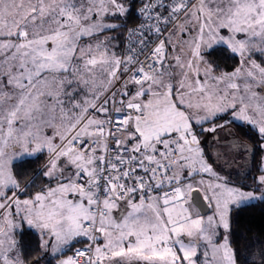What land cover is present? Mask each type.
Wrapping results in <instances>:
<instances>
[{
	"label": "snow or ice",
	"instance_id": "obj_1",
	"mask_svg": "<svg viewBox=\"0 0 264 264\" xmlns=\"http://www.w3.org/2000/svg\"><path fill=\"white\" fill-rule=\"evenodd\" d=\"M141 3L127 28L125 0H0V264H24L25 223L58 264H237L217 230L264 203V166L232 184L199 136L239 121L264 141V0ZM218 53L239 66L217 75Z\"/></svg>",
	"mask_w": 264,
	"mask_h": 264
},
{
	"label": "trees",
	"instance_id": "obj_2",
	"mask_svg": "<svg viewBox=\"0 0 264 264\" xmlns=\"http://www.w3.org/2000/svg\"><path fill=\"white\" fill-rule=\"evenodd\" d=\"M136 1L132 0L131 2L134 4L136 3L134 6L135 10L137 8ZM134 8H132L127 14L126 23L133 24L137 21L135 20L137 15L135 18ZM123 28L124 27H121L119 31L124 32ZM213 59L219 64V68L216 69V71L219 72H231L239 65L238 56H234L231 53H218ZM226 119L227 117H224V119L215 122H224ZM208 125L210 124H205L204 127ZM225 127H229L233 132L235 137L232 138H237L239 141L247 143L253 151L247 174L243 177H234L230 181L237 186L241 184H253L254 177H257L261 173L260 160L262 156V148L260 145L262 140L258 137L256 129L249 125L235 122L227 124ZM43 163V159L37 161L32 168L27 170L23 180L27 181L32 175L33 170ZM240 167L243 166L240 165ZM44 183L45 181L38 180L36 186L30 189V194H35L40 191V188L43 187ZM21 233H23V235H21ZM16 239L21 242V256L25 264H36L38 258H40L39 263L57 264L58 258L54 259L51 257L45 259V253L39 248V235L34 230L23 227L16 234ZM229 243L236 251L237 264H245L246 261H248V264H251L252 259L258 260V257H254L253 254L264 250V203L253 202L251 206L244 205L240 208H231Z\"/></svg>",
	"mask_w": 264,
	"mask_h": 264
},
{
	"label": "rangeland",
	"instance_id": "obj_3",
	"mask_svg": "<svg viewBox=\"0 0 264 264\" xmlns=\"http://www.w3.org/2000/svg\"><path fill=\"white\" fill-rule=\"evenodd\" d=\"M136 1V0H134ZM132 0H125V5L127 6L128 4H131ZM137 2V1H136ZM136 4V3H135ZM134 4V5H135ZM135 10V8H134ZM135 14V18H136V12L134 13ZM137 20V18L135 19ZM116 23H121V20H117L115 21ZM137 23V21L135 22ZM133 23V24H135ZM133 24H129L127 22V27L128 26H131ZM138 24V23H137ZM123 28V33H126L127 29ZM109 34H115V33H109ZM123 39V37H121ZM239 58V57H238ZM252 59L256 60L257 63H264V56H261L259 54L257 55H253L252 56ZM239 64H240V58H239ZM239 66V65H238ZM224 72V71H223ZM220 73L222 72H219V71H216V74L219 75ZM227 117V116H225ZM228 118V117H227ZM238 123H241L239 121H237ZM216 123V122H215ZM224 122L223 121H219L217 122V124H223ZM247 125V124H245ZM250 126V125H249ZM212 127V124L206 126L205 128H210ZM251 127V126H250ZM253 128V127H252ZM224 128H217V131L215 133H212V132H205L203 135H200L199 138L201 140V146L204 148L205 150V153H206V158L208 160V163L212 164L213 165V168L221 175V176H224L225 178H227L229 181L234 178V174H235V169H234V161L233 160H228L227 163H225V157L222 155V153H224L227 148H222L221 146L219 147L215 141H210V138L214 136V134H220L222 131H223ZM48 131V130H46ZM48 134H51L50 131H48ZM232 135L234 136L233 132H232ZM237 141L239 142V140L237 139ZM262 143H264V141H262ZM261 143V144H262ZM247 145V143H244ZM252 150V149H251ZM253 153V151H252ZM216 161V163H213V161ZM219 165V166H218ZM243 166V165H241ZM264 166V150H262V156H261V160H260V167ZM237 167H240V165H238ZM247 167V165H245L242 170H245ZM247 174V172L243 175L245 176ZM262 173H260L259 175H261ZM258 175V176H259ZM242 176V177H243ZM257 176V177H258ZM203 178L205 180H209L210 179V176L209 174H204ZM197 180L201 179L200 176H197L196 177ZM231 182V181H230ZM232 183V182H231ZM233 184V183H232ZM24 198V197H22ZM253 202H258V201H253ZM252 202V203H253ZM231 211V209H230ZM194 212H198L200 215L204 216L205 219H207L208 216H211V215H214V212H215V208H214V205L213 206H209V211L205 214L201 213L197 208L194 209ZM17 220H19V218H17ZM23 227H26V228H29L27 226V224L25 223L23 225ZM22 227V228H23ZM20 228V229H22ZM20 229H17V233ZM34 230V229H32ZM36 232V230H34ZM218 240L219 242H223L224 238L227 237V240L229 241L230 239V212H229V229L225 230L223 229L222 227H220L218 230ZM37 233V232H36ZM39 235V234H38ZM40 238V237H39ZM67 251V250H66ZM68 255V253L66 254ZM52 256L51 255H48L47 253H45V259L47 258H51ZM64 258L63 256L61 257H58V259H62ZM58 259H57V264H58ZM25 264V263H24ZM39 264H43L42 262L39 263ZM198 264H199V261H198Z\"/></svg>",
	"mask_w": 264,
	"mask_h": 264
},
{
	"label": "flooded vegetation",
	"instance_id": "obj_4",
	"mask_svg": "<svg viewBox=\"0 0 264 264\" xmlns=\"http://www.w3.org/2000/svg\"><path fill=\"white\" fill-rule=\"evenodd\" d=\"M233 139L234 138H232L226 130H223L220 134H214V136L210 138V141H215L219 147L226 148L227 145L238 143L237 140L232 142Z\"/></svg>",
	"mask_w": 264,
	"mask_h": 264
},
{
	"label": "crops",
	"instance_id": "obj_5",
	"mask_svg": "<svg viewBox=\"0 0 264 264\" xmlns=\"http://www.w3.org/2000/svg\"><path fill=\"white\" fill-rule=\"evenodd\" d=\"M222 72V71H221ZM248 148L250 149V151L247 154V159L245 160H236L234 161V169H235V176L234 177H239V176H243L246 172H248L249 167H250V162H251V158H252V150L250 148L249 145H247ZM238 165H243V167L245 165H247L245 170H242L243 167H237Z\"/></svg>",
	"mask_w": 264,
	"mask_h": 264
},
{
	"label": "built area",
	"instance_id": "obj_6",
	"mask_svg": "<svg viewBox=\"0 0 264 264\" xmlns=\"http://www.w3.org/2000/svg\"><path fill=\"white\" fill-rule=\"evenodd\" d=\"M140 7H142L141 0H137V8H136L135 12H136ZM136 15H137V14H136ZM137 23H138V24H137ZM137 23H135V24H133V25H131V26H128L127 28H134V27L138 26V25L141 23V19H140L138 16H137ZM126 33H127V31H126ZM126 33H125V34H126ZM79 247H81V245H75L74 248H73V250L68 251V255H72L73 252H74V250H75V248H79Z\"/></svg>",
	"mask_w": 264,
	"mask_h": 264
},
{
	"label": "water",
	"instance_id": "obj_7",
	"mask_svg": "<svg viewBox=\"0 0 264 264\" xmlns=\"http://www.w3.org/2000/svg\"><path fill=\"white\" fill-rule=\"evenodd\" d=\"M236 140H237V138H234V139L232 140V142H235ZM197 209H198L201 213L205 214V213H207V212L209 211V206H208L207 203H205L203 207H197Z\"/></svg>",
	"mask_w": 264,
	"mask_h": 264
},
{
	"label": "bare ground",
	"instance_id": "obj_8",
	"mask_svg": "<svg viewBox=\"0 0 264 264\" xmlns=\"http://www.w3.org/2000/svg\"><path fill=\"white\" fill-rule=\"evenodd\" d=\"M223 130H226L227 133H229L231 137H235V136L232 135V131L229 129V127H224ZM230 131H231V132H230ZM66 252L68 253V251H66Z\"/></svg>",
	"mask_w": 264,
	"mask_h": 264
}]
</instances>
